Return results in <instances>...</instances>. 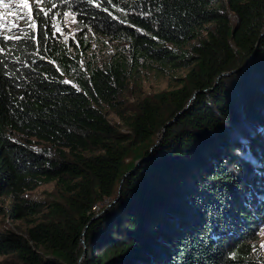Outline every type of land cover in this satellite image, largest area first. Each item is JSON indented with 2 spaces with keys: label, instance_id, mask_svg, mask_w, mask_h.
<instances>
[{
  "label": "trees",
  "instance_id": "1",
  "mask_svg": "<svg viewBox=\"0 0 264 264\" xmlns=\"http://www.w3.org/2000/svg\"><path fill=\"white\" fill-rule=\"evenodd\" d=\"M65 13L188 71L119 114L123 133L102 106L116 109L126 68L83 69L53 28ZM31 17L34 28L0 35V217L13 226L0 230V264H264L252 256L264 225V0H40ZM50 182L49 201L27 198Z\"/></svg>",
  "mask_w": 264,
  "mask_h": 264
},
{
  "label": "rangeland",
  "instance_id": "2",
  "mask_svg": "<svg viewBox=\"0 0 264 264\" xmlns=\"http://www.w3.org/2000/svg\"><path fill=\"white\" fill-rule=\"evenodd\" d=\"M3 3L9 6L5 8L3 4H0V35L6 30L16 32L21 28L31 29V25H33L31 22L32 11L29 12V9L20 6L21 0H3ZM27 3L30 6L34 4L38 7L40 0H27ZM53 28L56 31L59 29V34L66 41L69 38L75 42V44H72V47L79 49L83 69L88 70L94 66H104L115 61L121 62L125 66L126 75L128 76V86L121 96L120 101L116 103V109H113L114 107H110L109 105L102 106V109L107 111L109 121L119 126L120 131L123 133H127L126 124L120 118L119 114L126 117L131 112L133 113L142 98L162 90H169L176 87L179 79L183 78L188 71L186 68L175 69L173 67L163 66L136 52L129 51L128 43L125 41L114 40L87 30H81L74 15L69 13H65L60 19L56 20ZM54 190H56L55 182H50L37 187L26 195L27 198L33 200L49 201L51 199L50 193ZM109 201V199L105 200L103 204L96 206L95 209H101ZM6 203L7 201H5ZM15 224L22 231L32 225L30 222L24 220H18ZM6 227L13 226L5 216L0 217V230ZM262 233H264V225L259 229L257 240L253 245L252 256L258 262L264 263V234ZM84 237L85 232L80 236L81 240H83L80 243L86 248ZM3 258V256H0V260Z\"/></svg>",
  "mask_w": 264,
  "mask_h": 264
},
{
  "label": "water",
  "instance_id": "3",
  "mask_svg": "<svg viewBox=\"0 0 264 264\" xmlns=\"http://www.w3.org/2000/svg\"><path fill=\"white\" fill-rule=\"evenodd\" d=\"M256 50H257V48H255L253 55L255 54ZM228 74H229L228 72H222L221 74H219V75L216 77V81H215L214 86L217 84V82H218V80L220 79L221 76H225V75H228ZM212 89H213V87H211L210 89H204V90H196V91H194L193 94H192V96H191V98L188 100V102H187L185 108H187V107L190 105L191 101L195 98V96L197 95L198 92L210 91V90H212ZM172 121H173V119L170 120V121H168V122H166V123L161 127L160 132L158 133L157 138L155 139V141H154V143L152 144L151 148H154V147H156V146L159 144L160 140L162 139V135H163V133H164L165 127H166L167 125L171 124ZM139 162H140V160L137 161V163H139ZM132 172H133V169L130 170V171H128V172H126L125 174L122 175L121 180H120V183H119V186H118V192H119V190H120V186H121L122 181H123V179L125 178V176L129 175V174L132 173ZM117 198H118V197H116L115 199H113V200H112V201H111V202H110V203H109V204H108L103 210H101V212L98 213L96 216H98V215L102 214L104 211H106V209H107L108 207H110V205L113 204V203L117 200ZM81 242H83V240H81Z\"/></svg>",
  "mask_w": 264,
  "mask_h": 264
},
{
  "label": "snow or ice",
  "instance_id": "4",
  "mask_svg": "<svg viewBox=\"0 0 264 264\" xmlns=\"http://www.w3.org/2000/svg\"><path fill=\"white\" fill-rule=\"evenodd\" d=\"M0 4H3V6L5 7V8H7L9 5L8 4H4L3 3V0H0ZM21 7H23V8H27V9H29V12H31L32 11V7H34L35 5L33 4L32 6H30L28 3H27V0H21V5H20ZM41 11H43V9H41ZM31 27H35V25H31ZM57 31H59V29H57ZM7 38H9V39H12L13 37H7ZM15 39H20V37H14ZM65 83H68V81H65ZM262 234H264V233H262Z\"/></svg>",
  "mask_w": 264,
  "mask_h": 264
}]
</instances>
